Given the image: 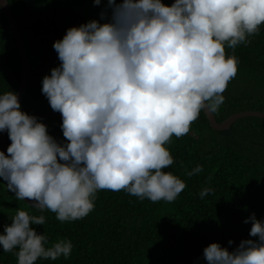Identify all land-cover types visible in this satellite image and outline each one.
<instances>
[{"label": "clouds", "instance_id": "obj_1", "mask_svg": "<svg viewBox=\"0 0 264 264\" xmlns=\"http://www.w3.org/2000/svg\"><path fill=\"white\" fill-rule=\"evenodd\" d=\"M99 15L53 43L60 65L42 79L66 143L21 111L15 91L0 94V132L11 141L8 156L0 152V179L16 199L61 223L89 215L102 190L153 203L177 199L187 185L164 171L174 163L166 145L188 134L202 111L215 113L224 103L240 63L235 49L264 25V0H107ZM202 171L196 165L186 175ZM213 192L204 187L198 195ZM249 222L257 240H242L231 252L212 243L203 250L206 264H264V220L252 214ZM44 224L43 214L18 210L4 225L0 249L14 253L17 264L67 259L72 241L49 245L33 227Z\"/></svg>", "mask_w": 264, "mask_h": 264}, {"label": "trees", "instance_id": "obj_2", "mask_svg": "<svg viewBox=\"0 0 264 264\" xmlns=\"http://www.w3.org/2000/svg\"><path fill=\"white\" fill-rule=\"evenodd\" d=\"M161 2L171 6L175 0ZM8 4L29 62L21 111L37 117L58 143H66L61 114L51 109L42 94V79L60 65L53 43L71 27L99 21L107 0H101L99 6H94L93 0H8ZM249 39V44L235 49L240 63L223 93L224 103L213 113L218 123L239 112L264 113V25ZM226 53L230 55L232 50L226 48ZM20 80L18 48L0 10V94L8 90L17 93ZM6 141L10 146L7 132ZM166 147L174 163L164 171L187 185L175 201L153 203L123 190H102L97 192L89 215L61 223L55 213H40L16 199L0 179V234L18 210L43 214L45 224L33 226L37 233L47 235L49 245L60 238L70 239L73 250L67 259H40L37 264H206L203 250L212 243L231 252L242 240H257L249 236L251 223L244 221L252 214L264 220V119L246 117L226 131H215L202 111L189 133L173 136ZM196 165L203 166V171L187 176ZM204 187L214 192L200 199L198 193ZM0 264H17V258L0 249Z\"/></svg>", "mask_w": 264, "mask_h": 264}, {"label": "water", "instance_id": "obj_3", "mask_svg": "<svg viewBox=\"0 0 264 264\" xmlns=\"http://www.w3.org/2000/svg\"><path fill=\"white\" fill-rule=\"evenodd\" d=\"M0 10L2 11L5 19L7 20V23L11 29V32L14 36L17 48H18V53L20 56V61H21V80H20V85L17 91L18 94V102L21 103L26 90L28 86V81H29V62H28V57H27V50L25 47L24 39L22 36V33L20 31V28L18 26V23L16 21V18L7 2L5 4V0H0ZM204 112V111H203ZM208 123L211 127V129L215 131H226L228 130L231 125L242 118L246 117H255L259 119H264V113L261 112H256V111H245V112H239L236 114L231 115L228 117L225 121L222 123H218L213 115V113H207L204 112ZM6 130L3 132H0V152H4L6 157L8 156L7 153V148L9 147L7 141H6ZM28 206L32 204V201H29L27 199L23 200Z\"/></svg>", "mask_w": 264, "mask_h": 264}]
</instances>
